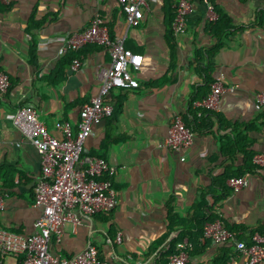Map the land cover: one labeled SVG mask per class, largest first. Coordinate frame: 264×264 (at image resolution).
<instances>
[{
	"label": "crops",
	"instance_id": "obj_1",
	"mask_svg": "<svg viewBox=\"0 0 264 264\" xmlns=\"http://www.w3.org/2000/svg\"><path fill=\"white\" fill-rule=\"evenodd\" d=\"M171 9L165 0H149L141 25L128 28L118 0L0 3V72L10 81L0 94V231L31 236L41 214L34 199L39 155L12 117L29 106L53 137L61 139L59 123L76 131L80 110L98 96L111 59L96 45L60 50L98 18L111 40H122L143 59L134 73L139 88L110 92L112 116L92 127L84 145V156L114 169L103 180L118 205L91 219L76 213L79 225L61 227L50 253L69 259L92 245L104 264H167L169 247L186 242L190 264H247L234 243L203 239V230L216 218L238 242L249 244L253 233L264 237V167L253 164L264 157V106L257 102L264 95V0H193L184 34L174 32ZM220 15L230 27L217 38L210 26ZM74 60L81 62L75 71ZM209 80L224 88L209 128L194 132L189 148L167 149L175 119L193 127ZM248 156L255 168L242 176L247 185L229 189L215 204L216 184L245 169ZM4 263L17 260L5 257Z\"/></svg>",
	"mask_w": 264,
	"mask_h": 264
},
{
	"label": "built area",
	"instance_id": "obj_2",
	"mask_svg": "<svg viewBox=\"0 0 264 264\" xmlns=\"http://www.w3.org/2000/svg\"><path fill=\"white\" fill-rule=\"evenodd\" d=\"M8 1L0 0V3L6 4ZM148 1L118 0L128 28H138L141 25ZM192 1L173 2V30L176 34L185 33V19L190 12ZM203 1L207 3V0ZM87 45L105 48L111 64L101 73L102 85L98 96L82 106L75 132L68 123H59L55 128L61 134V139L53 137L40 121L36 111L29 106L18 108L12 117V125L31 143L39 155L41 177L34 189V199L41 214L33 225L34 233L31 236L0 231V264H5V257L17 260L16 264H104L99 261L98 253L92 245H87L83 251L69 259L54 257L49 248L52 236L60 237L61 227L66 224L73 227L79 225L76 213L91 219L96 215L112 213L118 205L111 183L103 180L104 175H113L114 169L103 160L84 156V145L91 135L92 127L112 116L113 108L106 101L110 92L139 88L134 73L140 70L143 59L127 50L122 40H111L107 28L98 18L91 21L80 34L68 39L60 54L77 52ZM80 67L81 62L74 60L72 70H78ZM9 88V78L0 72V94L7 93ZM223 91L222 82H214L210 86L208 97L198 103L197 107L215 112ZM257 102L260 107L264 106V95H259ZM194 137V133L187 129L180 119H175L164 145L167 149L177 152L189 148ZM253 164L264 167V157H255ZM246 185L247 181L242 177L227 181L228 188L233 192H239ZM2 210L3 199L0 197V211ZM203 239L218 245L234 243L236 251L246 259L247 264H264V237L254 235L250 244L238 242L217 221L205 226ZM187 248L186 242L178 244V254L171 256L167 264H190Z\"/></svg>",
	"mask_w": 264,
	"mask_h": 264
},
{
	"label": "trees",
	"instance_id": "obj_3",
	"mask_svg": "<svg viewBox=\"0 0 264 264\" xmlns=\"http://www.w3.org/2000/svg\"><path fill=\"white\" fill-rule=\"evenodd\" d=\"M165 1L167 2V4H168L169 7H172L174 0H165ZM171 13L173 14V11ZM172 19L174 21V14L172 15ZM229 27L230 26H229V23L227 22L226 18L223 17L222 15H220L218 17L217 21L210 26V31H211V33L214 36H216L217 38H220L221 34L223 32H225ZM211 84H213V80H209L207 82L208 92H207L206 96L204 97V99H202L201 101L205 100L208 97V95L210 94V86H211ZM195 113H196V115H195V117L193 119V123H192L193 124V127L192 128H187L186 126L185 127L187 129H189L193 133L201 130L204 127H206V128L208 127L209 128V126L211 124V115H210V113H212V112H209V111L203 110L201 108H198V109H196V112ZM238 143L239 142H238V139H237L235 141V146L237 148H239V146H238L239 144ZM243 152L245 154V150H243ZM244 165H245L244 166L245 169L240 170L237 173H233L232 175H226L218 183V185L216 184V186H218V188L221 190V193L218 196H214L213 197V201H214L215 204H217L218 202H220L221 200H223L225 198L226 194H228L229 188L225 184L227 183V181L229 179L242 177L245 172L248 171V173H250L255 168L252 165V158L250 156L245 157V163H244ZM169 221H170L171 224H175V219L173 217H170ZM209 222L210 223L216 222V218L215 219L210 218L209 219ZM231 234L234 236L233 233H231ZM254 235H255L254 233L250 235L251 236L250 237V242H251L252 236H254ZM196 239H198V238H196ZM189 240H191V238ZM179 241H180V239H179ZM250 242H249V244H250ZM167 253H168L169 256L170 255L173 256V255L178 254V250L176 249V245H174V244L171 245L169 247Z\"/></svg>",
	"mask_w": 264,
	"mask_h": 264
}]
</instances>
